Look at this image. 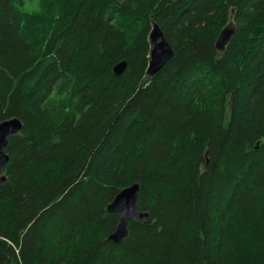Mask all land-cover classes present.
Masks as SVG:
<instances>
[{"label": "trees", "instance_id": "16d2710c", "mask_svg": "<svg viewBox=\"0 0 264 264\" xmlns=\"http://www.w3.org/2000/svg\"><path fill=\"white\" fill-rule=\"evenodd\" d=\"M38 1L0 0V264H264V0Z\"/></svg>", "mask_w": 264, "mask_h": 264}, {"label": "water", "instance_id": "95a60500", "mask_svg": "<svg viewBox=\"0 0 264 264\" xmlns=\"http://www.w3.org/2000/svg\"><path fill=\"white\" fill-rule=\"evenodd\" d=\"M236 32L234 21H230L218 36L216 47L219 51H224ZM150 42L152 45L150 62L147 69L149 75L159 72L166 64H168L173 56L174 50L169 41L166 39L164 32L158 24H154L150 33ZM126 62L121 61L115 65L116 74L122 73L126 68ZM23 127L22 121L17 118H9L0 122V181L4 182L6 176L2 175V170L9 160V155L5 152L8 145L9 136L18 133ZM139 192L140 185L134 183L131 186L122 189L108 205V211L117 213L120 216V222L116 230L110 235V239L114 242H121L128 235L129 222L133 218L139 220L145 219L149 221V214L140 211L139 208Z\"/></svg>", "mask_w": 264, "mask_h": 264}, {"label": "bare ground", "instance_id": "6f19581e", "mask_svg": "<svg viewBox=\"0 0 264 264\" xmlns=\"http://www.w3.org/2000/svg\"><path fill=\"white\" fill-rule=\"evenodd\" d=\"M39 1H40V0H39ZM39 1H38V2H39ZM35 2H36V1H35ZM38 4H40V2H39ZM33 6H35V5H33ZM36 6H37V5H36ZM40 6H41V4H40ZM42 6H43L42 9H44V5H43V4H42ZM47 7H48V6H47ZM47 7H45V8H47ZM33 8H34V7H33ZM33 11H34V10H33ZM45 11H46V10H45ZM31 12H32V11H31ZM37 12H38V11H37ZM37 12H36V13H37ZM42 12H44V11H42ZM32 13H33V12H32ZM45 13H46V12H44V15H45ZM33 15H34V13H33ZM46 16H47V15H45V17H46Z\"/></svg>", "mask_w": 264, "mask_h": 264}, {"label": "rangeland", "instance_id": "374dc122", "mask_svg": "<svg viewBox=\"0 0 264 264\" xmlns=\"http://www.w3.org/2000/svg\"><path fill=\"white\" fill-rule=\"evenodd\" d=\"M35 1H37V0H35ZM31 7L33 8L34 6H33V5H31Z\"/></svg>", "mask_w": 264, "mask_h": 264}]
</instances>
